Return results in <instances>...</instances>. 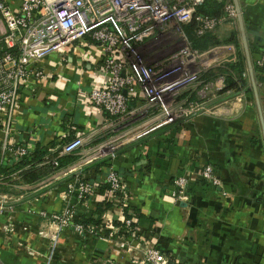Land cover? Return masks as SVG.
Listing matches in <instances>:
<instances>
[{"label":"crops","instance_id":"1","mask_svg":"<svg viewBox=\"0 0 264 264\" xmlns=\"http://www.w3.org/2000/svg\"><path fill=\"white\" fill-rule=\"evenodd\" d=\"M238 1L255 64L264 45V0ZM232 31L240 38L237 18L221 26L216 36L222 38ZM101 55L97 44L82 40L63 53H52L35 62L33 68L42 69L44 75L37 80L32 76L21 86L6 145L0 133V162L19 160L6 150L10 147L21 145L28 153L36 149L49 153L74 136L84 139L83 148L71 154L81 158L83 152L106 139L114 119L90 104L86 96L100 82ZM259 71L262 82L256 85L264 122V65ZM235 100L223 101L217 112L193 113L150 130L141 135L145 137L125 144L114 159L102 158L81 170L90 182L99 185L109 168L118 171L129 191L128 211L135 210L139 216L134 219L142 247H155L170 264H264V125L253 91H243ZM207 163L220 177V187L201 179L199 171ZM63 175L31 190L40 193L38 206L62 208L61 190H56L57 194L48 187ZM179 175L188 179L185 200L171 195L173 180ZM72 199L80 221L81 215L89 216L105 199L113 206L99 219L111 223L123 218L120 204L117 206L99 187L84 203L75 195ZM16 223L28 226L30 233L22 240L34 245L35 253L26 255L4 245L0 220V264L140 262L132 263L131 254L129 258L128 252L101 237L86 240L84 231L63 232L59 236L63 250L59 246L49 258L47 240L36 234L38 216L18 210Z\"/></svg>","mask_w":264,"mask_h":264},{"label":"built area","instance_id":"2","mask_svg":"<svg viewBox=\"0 0 264 264\" xmlns=\"http://www.w3.org/2000/svg\"><path fill=\"white\" fill-rule=\"evenodd\" d=\"M204 1L0 0V20L2 27L5 28L3 33L0 30V133L4 140L3 145L7 144L5 141L9 135L21 86L32 76L37 80L44 75L42 69L33 68L35 62L52 53H63L82 40L97 44L102 53L99 66L100 82L90 89L86 95L87 100L90 104L108 113L114 119L113 126L130 118L136 108L145 102L135 104L138 99L146 100L144 88L153 83L151 75L155 77L158 85L153 87L149 101L159 104V113L158 116H154L156 120L152 125L153 129L169 125L182 116L209 110L202 103L176 102L174 98L178 93V87L182 85L180 82L182 77L189 79L197 73L195 71L192 75H188L191 73L190 70L188 71V62L215 48L200 52V54L198 51H192L194 53L188 58V39L183 26L193 22L197 36L208 32L216 35L221 26L225 23H232L237 16L232 1H224L223 14L219 16L198 14L197 8ZM172 30L185 42V51L179 52L181 64L168 71L153 69V66L143 59L139 48L153 35ZM183 52H185L184 57ZM232 59L234 61L235 56ZM182 65L186 68L183 69ZM255 65L258 67L264 65V45L255 60ZM243 75L248 76L247 69ZM216 82L217 88L222 90L223 78L219 77ZM199 95L204 96L201 92ZM133 101L134 104L131 103ZM147 132L138 133L140 135L137 134L136 137ZM83 146L84 139L81 136H74L56 151L58 156L70 155L81 150ZM100 150L103 151L101 154L105 155L113 148L104 145ZM8 151L18 159L28 153V150L21 145L10 147ZM49 152L55 151L51 152L50 149ZM90 156L93 157L86 160ZM90 156L81 160L84 162L82 164L92 162L97 155L91 154ZM44 160L54 168L59 166L57 158L50 159L48 155H45ZM73 165L60 169H67L63 173L65 175L80 166L77 164V167L71 170ZM199 175L207 183L217 187L221 186V179L211 163L205 164L200 169ZM102 183L107 185L106 193L109 198L121 207L128 205L129 191L116 170L109 168ZM173 186L171 195L185 200L187 198V177L185 175L175 177ZM69 187L73 188L78 202L84 203L89 198L88 196L99 187V184L80 181L73 187L71 185ZM129 213L132 215V212L129 211ZM121 221L130 233L126 236L119 234V227H116L115 237H118L120 241L123 237L125 240L135 239L138 232L137 229L131 227L135 219L123 217ZM77 228L83 232L95 230L96 227L85 228L79 224ZM106 230L108 229H103V232ZM123 246L124 244L121 243L120 247ZM136 247H139L138 241ZM146 249L144 259L138 264H170L155 247L146 246Z\"/></svg>","mask_w":264,"mask_h":264},{"label":"rangeland","instance_id":"3","mask_svg":"<svg viewBox=\"0 0 264 264\" xmlns=\"http://www.w3.org/2000/svg\"><path fill=\"white\" fill-rule=\"evenodd\" d=\"M0 30L1 33H3L5 28L2 27ZM222 36L223 37L221 39L228 38L229 33H225ZM216 46L223 47L220 54H215L214 52L216 51H213L204 56L202 55L199 58L200 60H198L196 57L194 58V61L192 60L188 62V71L190 70L191 72L188 75H192V72L195 71L197 73L194 76H190L189 79H183L182 77V81H180L182 85L181 87H178V93L174 96L176 102L188 103L194 101L198 104L202 103L204 107L209 108L208 111L217 112L216 109L222 105L223 101H236L235 97H240L244 90L247 91L246 89H249V77L243 75L245 86L243 85L242 87H239L237 86V78L234 72L230 71L229 69V66L233 64L232 57L236 56L237 47L232 43H221L212 46L209 49ZM187 48L188 58H190V55L194 53L192 52L194 50L191 49L189 43ZM238 48L242 51V54H244L241 41ZM139 51L142 54L143 59L153 66V69L168 71L173 67L180 66L181 54L179 55V52L185 51V42L177 36L175 31H166L153 35L139 48ZM205 51H199L198 54ZM184 53L185 52L182 53L183 57L185 56ZM182 67L183 69L186 68L185 65H182ZM226 74L229 78V81L227 80ZM219 77L223 78L222 90L217 88L218 86L216 81ZM150 78L153 83L144 88V97L146 100H141L142 102H145L142 103L140 107L136 108L135 113L130 118L121 121L119 124H115L106 139L100 141L98 144L91 147V149H87L85 152H83L82 157L74 163L78 164V166L80 165L76 170L63 175L62 178L56 180L48 187V189L53 192H57L60 189V194H63L62 199H64V204L59 211L46 208L45 206H38L37 201L39 200V197L37 196L40 193H31V190L38 188L44 183H47V181L53 177L62 175L67 169L62 170L59 167L53 168L48 176L29 184L24 183L20 177L22 173L21 169H26L28 166H20L18 161L16 162L12 159L2 160L0 162V220L2 222L1 225H3L1 228L2 235L4 237L2 242L4 245L14 246L17 250L23 251L26 255H34L35 253L36 247L31 244L28 245L22 240L26 233L28 235L30 233L28 226L17 225V223L15 224V213L18 210L25 212L32 217L38 216L39 223L35 228L36 234L39 236V238L47 240L48 243L46 250L49 253V258L55 254L59 246H62L59 242V236L63 232L71 231L74 234H82V231H79L77 228L81 222L77 219L75 207L71 203L75 194L72 190L73 188H70L69 185L73 187L80 181H89L84 175V172L81 171L83 167L89 163L95 162L102 158L114 159L117 156L119 149L124 147L125 144L136 142L137 140L145 137H136V135L145 128L152 126L156 120L154 116H158L159 113V104H154V101H149V96L153 87L158 85L153 75H151ZM199 92L203 93L204 96L201 97ZM131 103L134 104V101ZM184 117L185 116H182L178 119ZM104 145L111 146L113 150L105 155L101 154L103 151L100 149ZM6 150L8 151V149ZM91 154H96V158H94L92 162L82 164L84 162H81V160H85ZM69 190L72 191L69 192ZM117 206L119 205L117 204ZM107 227L109 230L103 232V229H106ZM116 227L117 226L112 225L109 221H104L101 218L100 225L96 227L95 230L84 231L87 238L86 240L92 237H101L108 243L117 246L120 251L128 252L129 258L133 256L131 258L132 263L134 261L143 260L144 252L147 250L146 246L142 247L141 241L137 240L139 242V247H136V239L140 236V234L136 233L135 239L130 238L129 240H125L123 237L122 241H120L118 240V237H115L114 231L117 229ZM129 233L130 232H126L125 235ZM81 241H83V239H81ZM121 243L124 244L123 247H120ZM63 248L64 247L62 246L61 250H63ZM140 254L142 256H140ZM136 257H139L138 260Z\"/></svg>","mask_w":264,"mask_h":264},{"label":"trees","instance_id":"4","mask_svg":"<svg viewBox=\"0 0 264 264\" xmlns=\"http://www.w3.org/2000/svg\"><path fill=\"white\" fill-rule=\"evenodd\" d=\"M224 1H231V0H223L221 2L215 1V0H205L201 5L198 6L197 12L201 15H207V16H219L223 14V5ZM195 23L191 22L187 25L183 26L184 33L186 34V37L188 39V43L192 50L194 51H205L209 49L212 46L221 44V43H232L234 46H236V56L233 61V64L229 66L230 71H233L236 78H237V86H243L245 81L243 79V72L247 69L245 57L244 54H242V51L238 48L240 44V38L236 31H232L229 34L228 38H218L213 33H205L201 36H197L195 34ZM254 64V63H253ZM254 70V77L256 82H262V77L260 75L259 67L254 64L253 66ZM228 72V71H227ZM227 76V74H226ZM227 80L229 81V78L227 76ZM245 86V85H244ZM247 92H252V89L249 85V89H246ZM245 91V90H244ZM48 155L50 159L57 158L59 163V168H62L66 166V164L74 162L79 159L78 156L75 155H61L58 156L57 151L53 153H48L45 151H40L36 149L33 153H28L27 156L23 157V159L16 160L21 165H24L25 167L28 166L26 169H21L22 173L20 177L22 178L24 183H34L41 178L49 175L51 173V170L54 168L51 164L46 163L44 160V156ZM26 164V165H25ZM100 164L96 165V168H99ZM100 192H104L107 189V185L105 183H102L99 185ZM111 206H113L112 201H108L105 199L103 202L99 203L95 210L89 215H81V224L85 228L90 227H98L100 225V216L108 210ZM122 213L123 217L125 218H137L139 217L137 213H135V210L133 211L132 215H130L128 211V205L122 207ZM136 221L132 222L131 227L133 229H136ZM112 225L119 227V234L125 235L127 232L126 227L122 221H119V219L113 220L111 222ZM128 235V234H127ZM126 236V235H125Z\"/></svg>","mask_w":264,"mask_h":264},{"label":"water","instance_id":"5","mask_svg":"<svg viewBox=\"0 0 264 264\" xmlns=\"http://www.w3.org/2000/svg\"><path fill=\"white\" fill-rule=\"evenodd\" d=\"M232 2L235 6L236 13H237L236 18H237V23H238V29H239L241 44H242V48H243V53H244V57H245L246 67H247V71L249 74V79H250L252 91H253L254 98L256 101L257 109L259 111L261 124L264 125L263 117H262V111L260 109V102H259V97H258L257 85H256L255 77H254L253 64H252V60H251V56H250V50H249V46H248V42H247L245 26H244V21H243V17H242V11H241L240 4H239L238 0H232ZM0 29H2V25H0Z\"/></svg>","mask_w":264,"mask_h":264},{"label":"bare ground","instance_id":"6","mask_svg":"<svg viewBox=\"0 0 264 264\" xmlns=\"http://www.w3.org/2000/svg\"><path fill=\"white\" fill-rule=\"evenodd\" d=\"M223 49V47L222 46H218V47H215V48H213L210 52H213V51H216V52H214L215 54H220V52H222L221 50ZM210 52H208V53H205V54H201L200 56H198V60H199V58L203 55H206V54H209ZM194 61V60H193ZM201 61H203V60H201ZM150 129H153V127L151 126V127H147V128H145V130H143L140 134H142V133H144L145 131H149ZM140 134H138V135H140ZM77 167V165H73L70 169L71 170H73V169H75Z\"/></svg>","mask_w":264,"mask_h":264}]
</instances>
